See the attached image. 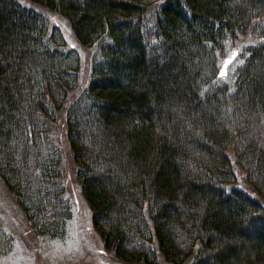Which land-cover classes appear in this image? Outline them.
<instances>
[{
    "label": "trees",
    "instance_id": "obj_1",
    "mask_svg": "<svg viewBox=\"0 0 264 264\" xmlns=\"http://www.w3.org/2000/svg\"><path fill=\"white\" fill-rule=\"evenodd\" d=\"M29 1L95 47L68 102L78 52L41 12L0 0V180L34 230L63 237L72 214L53 136L63 107L93 226L116 257L264 264V0ZM242 37L257 41L224 79ZM228 150L257 198L233 185ZM13 245L0 220V256Z\"/></svg>",
    "mask_w": 264,
    "mask_h": 264
},
{
    "label": "rangeland",
    "instance_id": "obj_2",
    "mask_svg": "<svg viewBox=\"0 0 264 264\" xmlns=\"http://www.w3.org/2000/svg\"><path fill=\"white\" fill-rule=\"evenodd\" d=\"M19 1L41 12L52 25L59 26L67 46L78 52L80 56L78 82L66 100L71 101L85 88L89 81L95 47L81 45L75 38L67 20L57 12L29 0ZM256 41L255 38L242 37L236 42V45L227 46V54L221 58V62L224 60L221 64L223 65L222 69L224 62L231 58V63L226 68V75L231 66L237 62L234 58L237 51L242 46ZM226 75H223L224 79H227ZM53 131V136L62 151L61 166L65 196L71 204L72 211L66 233L63 237L53 238L39 235L26 219L12 192L0 180V220L14 240L13 247L6 254L0 256V264H143L141 262H127L116 257L111 250L105 247L103 239L93 226L91 209L80 188L77 173L78 163L73 157L66 135L65 108L63 107L57 112ZM227 153L237 177L233 185L257 198L255 191L245 179L244 172L236 164L231 150H228ZM157 256L158 264H172L164 260L158 250Z\"/></svg>",
    "mask_w": 264,
    "mask_h": 264
},
{
    "label": "snow or ice",
    "instance_id": "obj_3",
    "mask_svg": "<svg viewBox=\"0 0 264 264\" xmlns=\"http://www.w3.org/2000/svg\"><path fill=\"white\" fill-rule=\"evenodd\" d=\"M229 63H231V58H229L228 60H226V61L224 62V68L221 70V75H222V76H223V75H226V68H227V65H228Z\"/></svg>",
    "mask_w": 264,
    "mask_h": 264
}]
</instances>
